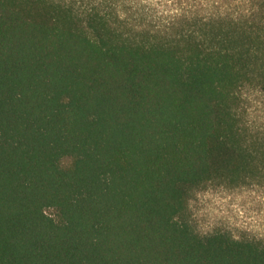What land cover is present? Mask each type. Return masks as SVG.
<instances>
[{"label":"trees","instance_id":"1","mask_svg":"<svg viewBox=\"0 0 264 264\" xmlns=\"http://www.w3.org/2000/svg\"><path fill=\"white\" fill-rule=\"evenodd\" d=\"M139 8L0 0V264H264V243L186 220L207 184L264 183L243 108L264 94V0Z\"/></svg>","mask_w":264,"mask_h":264},{"label":"rangeland","instance_id":"2","mask_svg":"<svg viewBox=\"0 0 264 264\" xmlns=\"http://www.w3.org/2000/svg\"><path fill=\"white\" fill-rule=\"evenodd\" d=\"M138 1L139 16L143 19V0ZM174 7L169 4L159 7V10L171 11ZM135 12L136 7L128 14L132 21L137 17ZM244 99L243 108L250 113V119L264 122V94L249 90L245 92ZM72 164L73 159L69 157L61 161L65 170L70 169ZM48 213L54 214L53 211ZM186 220L201 237L226 233L236 240L264 243V183L236 188L207 184L193 192L188 202Z\"/></svg>","mask_w":264,"mask_h":264}]
</instances>
